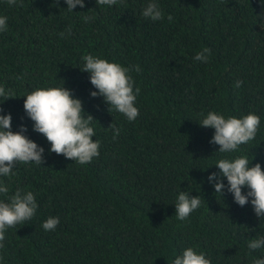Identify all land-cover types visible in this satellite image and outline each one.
Listing matches in <instances>:
<instances>
[{"label": "trees", "instance_id": "16d2710c", "mask_svg": "<svg viewBox=\"0 0 264 264\" xmlns=\"http://www.w3.org/2000/svg\"><path fill=\"white\" fill-rule=\"evenodd\" d=\"M150 2L163 19L142 15ZM67 7L66 0H23L22 6L0 0V16L7 17L0 86L16 93L0 97V114L11 113L12 130L26 126L25 135L45 149L43 165L18 162L13 175L0 176L9 189L0 200L20 189L38 203L31 220L6 231L0 264H174L188 247L211 264L264 259V248L248 247L264 236V218L251 198L241 207L226 177L223 195L208 180L219 176L215 165L223 158L247 156L250 167L264 169V0H120L113 6L85 0L83 8ZM84 15L93 19L85 22ZM204 47L211 49L208 62L194 60ZM88 54L133 69L140 89L135 121L91 96L98 89L81 70ZM63 83L83 102V115L96 120L100 155L84 165L51 152L24 109L26 94ZM211 111L226 118L258 115L255 139L218 152L210 143L215 129L199 123ZM180 191L202 199L184 221L175 216ZM50 216L60 224L45 231Z\"/></svg>", "mask_w": 264, "mask_h": 264}, {"label": "clouds", "instance_id": "9594fccd", "mask_svg": "<svg viewBox=\"0 0 264 264\" xmlns=\"http://www.w3.org/2000/svg\"><path fill=\"white\" fill-rule=\"evenodd\" d=\"M120 0H97L100 6H113ZM12 6L19 5L17 0H7ZM67 10L73 11L79 5L85 7V0H66ZM83 13V12H82ZM142 15L152 21L163 19V12L159 5L150 2L143 10ZM85 22L93 19L88 15L83 17ZM173 17L168 16L171 21ZM7 30V17L0 16V32ZM71 34V28L67 29ZM65 33L60 32L61 38ZM211 49L204 47L195 56L194 60L207 63ZM85 61L84 72H89L91 84L98 89L92 91L91 96H102L110 105L109 111L115 109L124 114L129 121H135L139 116V109L135 106L140 89L135 86V80L131 73L133 69L117 62H109L91 54L82 58ZM135 71L139 72V65L135 66ZM242 81H237L235 88L242 86ZM24 109L27 116L34 122V131L43 134L51 144L50 151L58 155H64L67 159L74 160L81 165L87 164L95 157H99L100 142L93 140L95 137L92 122L95 120L91 114L83 115L85 110L83 102L75 98L73 91L64 87L37 88L25 95ZM0 97L5 101L15 98L16 93L12 89L6 91L0 86ZM0 107V113H3ZM203 115V114H201ZM12 115L0 114V176L13 175V169L18 162L28 164L34 162L36 165H43L45 149L30 139L25 133L26 126H21L19 131L12 130ZM96 121V120H95ZM202 127L215 129L214 136L210 143L219 145L221 153L235 152L241 145L255 139L260 117L254 113H249L243 118L234 116L225 117L215 111L208 112L199 122ZM109 128L114 130L115 137L120 134V129L113 123ZM252 161V160H251ZM247 156H238L234 159H220L215 166L221 171L219 176L212 173L208 180L213 183L217 194H224L226 185L223 178H227V191L230 192L235 203L241 207L247 205L251 198L253 209L259 218H264V169L260 163L249 166ZM247 187L245 193L243 189ZM9 189L0 183V194L7 196ZM202 204L200 196H190L188 192L180 191L175 203L177 219L184 221L190 214L197 210ZM38 209V203L31 191L24 192L17 189L14 195L7 197V202L0 200V248L4 247L6 231L18 224H24L31 220ZM211 211V210H210ZM60 224L59 217H49L43 222L45 231H53ZM248 247L252 250L264 248V236L251 239ZM174 264H211L204 252H197L192 247L183 250L178 255ZM253 264H264V259H255Z\"/></svg>", "mask_w": 264, "mask_h": 264}]
</instances>
